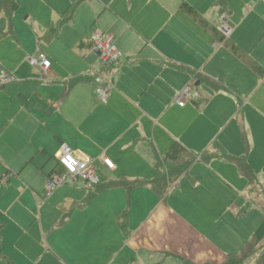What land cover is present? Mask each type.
Segmentation results:
<instances>
[{
	"label": "crops",
	"instance_id": "obj_1",
	"mask_svg": "<svg viewBox=\"0 0 264 264\" xmlns=\"http://www.w3.org/2000/svg\"><path fill=\"white\" fill-rule=\"evenodd\" d=\"M77 1L50 10L45 23L31 16L27 31L36 52H26L15 36L17 49L7 41V68L0 65L20 77L0 89V159H7L8 169H45L44 199L69 211V219L39 215L46 209L35 195L33 215L16 216L15 203L2 204L0 217L8 222L0 230V253L11 264H228L264 224V184L250 165L256 118L264 120V78L230 49L237 46L264 69V3L177 0L172 7L171 0H87L93 10L88 20L79 17L82 7L59 25ZM183 3L217 31L221 13L229 14L231 38L224 41L201 26ZM101 29L123 52L111 71L102 69L93 51L91 35ZM39 53L52 61L46 77L27 60ZM97 72L114 86L106 104L97 101ZM188 83L201 89L200 98L180 107L175 99ZM63 144L83 161L107 157L115 169L99 163L100 186L77 183L46 199ZM177 145L190 166L168 181L163 169L178 165L177 159L167 162ZM4 176L2 194L23 182ZM251 212H257L253 225ZM228 220L236 224L231 237ZM67 232L86 237L84 252L59 245ZM263 251L245 264H258Z\"/></svg>",
	"mask_w": 264,
	"mask_h": 264
},
{
	"label": "rangeland",
	"instance_id": "obj_2",
	"mask_svg": "<svg viewBox=\"0 0 264 264\" xmlns=\"http://www.w3.org/2000/svg\"><path fill=\"white\" fill-rule=\"evenodd\" d=\"M69 1H76V0H19V1H17L19 7L15 12H13L14 17L13 16H12L13 18L10 17V18H12L11 20H9L10 18L7 17L6 15L0 14V62H2V64H0V65L5 66V68H7V65H5V63H4L5 61H7V59H5V57H7V41L12 43L9 45L10 50L14 51L15 49H17L16 48L17 44L13 40V38L15 36H17L18 39L20 40V42H22L23 47L25 48L26 52L29 49L33 53H35L36 50L35 51L32 50L34 43L29 41V38H28L29 32L27 31L28 25L29 26L31 25V16H32V18H35V21L45 23L46 21H48L50 10H52V12H56L58 7L62 8L64 6H67ZM85 1H87V0H78L76 2V4H77L76 9H78V11H79V9L84 7V9L80 12L79 17L81 19L84 18V20H88L89 19L88 14L93 13V10L90 6H88V4L90 5V3L87 2V4H86ZM171 1L172 2H169V5H171L172 7H178L179 6V3L177 0H171ZM92 6H94V5H92ZM197 8L200 12L201 10L199 9L198 5H197ZM83 12L85 13V17H84V14H82ZM241 12L243 13V10ZM54 17H55V15H54ZM216 18H218V17L216 16ZM216 22H217V19H216ZM59 25H61V21H60ZM59 25L57 27H60ZM230 25H231L230 27H233L231 20H230ZM12 30H13V32H12ZM14 32L16 35L14 34ZM94 33H106V31H104L102 29H101V32L100 31H93L92 35ZM106 34H108V32ZM92 35H91V37H92ZM43 42L45 43L46 40H44ZM43 46H44V44H43ZM117 47H118V45H117ZM118 49L120 50L119 47H118ZM76 50L77 49H73L72 51L76 52ZM122 54H123V52H122ZM70 56L75 57L72 54H70ZM25 59H26V57H25ZM16 60H17V56H14L11 59V63L16 62ZM68 62H71V60L69 59ZM68 62H66V63H68ZM10 72L15 75L14 71H10ZM15 77H16V75H15ZM16 78H20V77H16ZM189 84H192V83H188L187 85H189ZM192 87L194 88L195 91H197L194 83L192 84ZM198 92L201 93V89ZM0 93H4V91H2ZM256 120H257V124H258V128H257L258 129V132H257L258 135H256L258 143H257V147L253 148V151L251 153L250 165L253 166V169H255L256 174H260L259 177L264 184V120H263V118L260 120L258 118H256ZM257 129H256V131H257ZM260 130H261L262 140L260 137ZM20 156H21L20 154H17L18 158H20ZM3 160L4 159H0V167L3 168V169H0V175H3V176L6 175V176H4V179H8L10 177L11 179L9 180V183H11L13 180L19 179V180H22L25 184L23 182H21L19 184L20 185L19 186V185H17V182H16V184L14 182L10 193H3L2 194L0 192V206L2 204H5V203H7V204L8 203H15L17 208L14 209L13 213L16 216L22 215L21 211L23 213H26L29 215L31 212V209L33 208V205L31 204L32 200L30 201V199H32V197H34V195H35L37 205L39 204V208L40 209H46L43 211V213H41L39 215L46 216L49 219L58 217L59 219H63L64 222H67V220L69 219V211H67V212L63 211L62 207L58 206L57 203H55L53 201V199L49 200V201H46L44 199V194H43L44 185H43V179H42L41 173L44 172L45 169H37L36 166H32V165H28L25 169H22V168L8 169L7 165H6L7 159H5L6 161L5 160L3 161ZM172 165L174 166L173 163H172ZM170 170L169 169H167V170L163 169V172L167 175L165 177L168 181L172 180ZM76 183L81 184L83 182L78 181ZM3 188H4V186H0V191H2ZM31 188L33 189V191L31 190ZM71 201L72 200H70L68 203L65 204V207L67 209H70L72 207ZM31 214L33 215V212H31ZM256 214H257V212H251L250 213V215H252L250 217L252 225L257 220L255 218ZM252 217H254V218H252ZM7 222L8 221H7L6 217H4V216L0 217V230L2 229L4 224ZM245 222H247V221L245 220ZM238 224H242V227H244V221L239 220ZM228 225L230 226V237H231L232 235H235L236 224L234 223V221L232 222L231 220H228ZM61 227H63V226H61ZM61 227H59V228H61ZM226 233H227V231H226ZM79 234H81V233H79ZM66 235H67V237H60L59 238L58 242H59L60 246L63 245L65 247L69 248V251L71 253H82V252H84V247L86 244V237L84 235H81L79 239L70 238L69 237L70 234L68 232L66 233ZM231 243H233V241L232 242H230L229 240L227 241V248H228L229 252L233 251V248L231 249ZM262 246L264 247V243H261L259 248ZM66 260H68V258H66ZM0 264H9V263H7V254L6 253L4 255L2 253H0ZM45 264H63V263L47 262ZM80 264H84V263H80ZM252 264H254V263H252Z\"/></svg>",
	"mask_w": 264,
	"mask_h": 264
},
{
	"label": "built area",
	"instance_id": "obj_3",
	"mask_svg": "<svg viewBox=\"0 0 264 264\" xmlns=\"http://www.w3.org/2000/svg\"><path fill=\"white\" fill-rule=\"evenodd\" d=\"M264 3V0H261ZM230 16L222 12L219 17L218 32L226 40L230 39L233 29L229 25ZM93 51L96 54L103 70H113L123 59V54L117 47L116 39L105 33H94L92 35ZM28 62L46 77L51 72L52 62L46 54L39 53L36 57H29ZM17 81L15 75L6 69L0 70V88L6 87ZM97 101L106 104L114 90L112 80L103 72L96 73ZM200 94L195 91L192 84L187 85L176 97L175 103L184 107L190 99H199ZM60 169L53 173L46 181L45 198L50 199L60 189L74 186L78 181L89 189H95L102 184L99 163L109 170L115 169V164L107 157L98 160L83 161L78 159L73 150L63 144L57 154Z\"/></svg>",
	"mask_w": 264,
	"mask_h": 264
},
{
	"label": "trees",
	"instance_id": "obj_4",
	"mask_svg": "<svg viewBox=\"0 0 264 264\" xmlns=\"http://www.w3.org/2000/svg\"><path fill=\"white\" fill-rule=\"evenodd\" d=\"M76 5L77 4L71 5L67 9V11L63 14L62 20H61V25L68 24L73 20L75 12H76ZM18 7H19V5H18L16 0H0V13H4L9 18L13 16V12H15L18 9ZM182 9L189 16H191L195 21L200 23L201 26H203L206 29H210L213 32V34L218 33V31L216 29H211L209 24L189 4L183 3ZM12 18H10L9 20H11ZM52 34L55 35V32H53ZM222 39L224 41L226 40L223 37H222ZM230 49L240 59L249 63L251 68L259 76L264 78V69L258 63H255L253 61L251 62L248 59V57L237 46L232 45V46H230ZM2 88L3 87H1L0 89H2ZM186 153H187V151H185V149L180 145H177L175 147V149L170 153L169 159H167V162H170L168 160H171V162H174L177 159V161H175V162L178 163V165H175L174 169L170 170L172 180L177 181L178 178L181 177L182 174L190 166L189 157L188 156L183 157L186 155ZM177 156H179V158ZM57 172H58V170H56L54 173H57ZM263 241H264V224L260 227V229L257 231V233H255V235L253 236V239L245 244L241 254L239 256L230 258L228 264H245V262L247 260H249L250 258L255 256L259 252V250L261 248V247L259 248V246L261 243H263ZM257 261H258V264H264V251L260 254ZM9 264H11V263H9Z\"/></svg>",
	"mask_w": 264,
	"mask_h": 264
}]
</instances>
